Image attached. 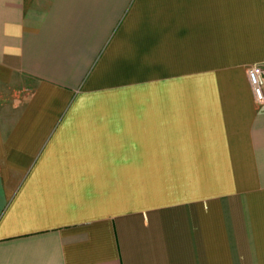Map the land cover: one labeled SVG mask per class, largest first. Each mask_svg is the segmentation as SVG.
<instances>
[{"label": "crops", "instance_id": "crops-1", "mask_svg": "<svg viewBox=\"0 0 264 264\" xmlns=\"http://www.w3.org/2000/svg\"><path fill=\"white\" fill-rule=\"evenodd\" d=\"M264 0H0V264H264Z\"/></svg>", "mask_w": 264, "mask_h": 264}, {"label": "built area", "instance_id": "built-area-1", "mask_svg": "<svg viewBox=\"0 0 264 264\" xmlns=\"http://www.w3.org/2000/svg\"><path fill=\"white\" fill-rule=\"evenodd\" d=\"M248 76L255 100L264 104V66L252 65L248 70Z\"/></svg>", "mask_w": 264, "mask_h": 264}]
</instances>
